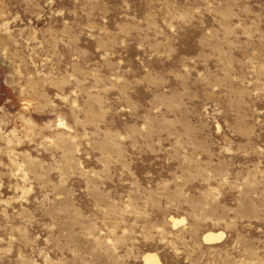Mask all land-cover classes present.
I'll use <instances>...</instances> for the list:
<instances>
[{
	"label": "rangeland",
	"instance_id": "rangeland-1",
	"mask_svg": "<svg viewBox=\"0 0 264 264\" xmlns=\"http://www.w3.org/2000/svg\"><path fill=\"white\" fill-rule=\"evenodd\" d=\"M147 253L264 264V0H0V264Z\"/></svg>",
	"mask_w": 264,
	"mask_h": 264
},
{
	"label": "bare ground",
	"instance_id": "bare-ground-1",
	"mask_svg": "<svg viewBox=\"0 0 264 264\" xmlns=\"http://www.w3.org/2000/svg\"><path fill=\"white\" fill-rule=\"evenodd\" d=\"M182 222V220H175L172 219V226L176 227L178 224H180ZM223 237V233L219 232V233H206L203 236V241L204 243L207 244H212L215 243L216 241H218L220 238ZM144 264H160L158 257L155 254H150L147 253L145 255H143L142 257Z\"/></svg>",
	"mask_w": 264,
	"mask_h": 264
}]
</instances>
